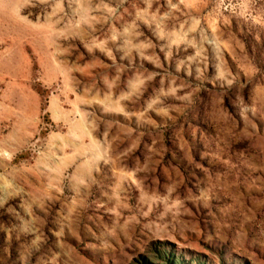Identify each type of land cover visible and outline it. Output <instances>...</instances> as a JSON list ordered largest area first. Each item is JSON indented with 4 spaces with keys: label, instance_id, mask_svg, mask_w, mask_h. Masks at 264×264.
<instances>
[{
    "label": "rangeland",
    "instance_id": "374dc122",
    "mask_svg": "<svg viewBox=\"0 0 264 264\" xmlns=\"http://www.w3.org/2000/svg\"><path fill=\"white\" fill-rule=\"evenodd\" d=\"M0 264H264V0H0Z\"/></svg>",
    "mask_w": 264,
    "mask_h": 264
}]
</instances>
